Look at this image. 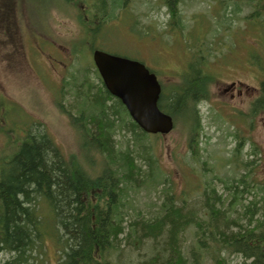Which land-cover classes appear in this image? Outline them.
<instances>
[{
	"label": "rangeland",
	"instance_id": "1",
	"mask_svg": "<svg viewBox=\"0 0 264 264\" xmlns=\"http://www.w3.org/2000/svg\"><path fill=\"white\" fill-rule=\"evenodd\" d=\"M77 1L80 4L0 0L8 6L0 23V169L29 132L46 131L66 157L82 158L81 134L69 115L79 110L76 106L68 109L80 91L95 94L102 86L92 48L144 63L156 73L167 96L192 66L207 73L213 80L208 97L198 106L200 128L192 139L191 123L183 118L175 121L169 135L148 136L144 145H135L125 131L115 136L123 150H132L140 165L150 156L157 159L152 172L162 177L132 193L129 202L134 210L128 208L120 245L110 261L148 263L159 253L153 247L156 243L146 239L143 246H135L125 240L130 222L136 220L133 213L140 210L146 218L157 215L169 194L185 212L193 210L199 216L207 199L202 183L214 179L222 193L225 184L221 180L239 177L246 163L253 162L255 182H264V106L252 112L264 98V0H182L176 8L181 18L177 25L163 0H116L101 12L94 5L97 0ZM257 10L260 14L250 17ZM101 13L115 16L97 27L95 17ZM252 191L242 204L264 196V192ZM236 209L242 212L243 206ZM235 210L230 214L233 218L238 216ZM48 223L52 226L51 218ZM59 235L65 240L62 232ZM57 236H45L41 252H28V257H34L29 264H62V240ZM180 239L186 264H192L195 238L189 230ZM11 256L0 251V263ZM209 257L204 264H212ZM224 257L228 264L249 262L237 254Z\"/></svg>",
	"mask_w": 264,
	"mask_h": 264
},
{
	"label": "trees",
	"instance_id": "2",
	"mask_svg": "<svg viewBox=\"0 0 264 264\" xmlns=\"http://www.w3.org/2000/svg\"><path fill=\"white\" fill-rule=\"evenodd\" d=\"M163 1L177 25L181 18L176 8L182 0ZM111 2L116 0H97L94 5L101 12ZM7 10L8 6L0 3V23L4 22ZM101 14L95 17L99 20L98 25L95 22L97 27L115 16ZM259 14V10L254 11L250 17ZM211 78L192 66L171 86L168 96L162 87L160 108L175 121L183 118L190 122L191 139L200 128L198 106L209 95ZM261 87L264 92V82ZM97 91L95 94L80 91L68 109L74 110L76 106L79 110L78 114L69 115L81 134L82 158L66 157L46 131H37L26 133L5 160L0 169V251L12 256L0 264H29V258L34 257H28L27 253L41 252L43 238L57 235L62 240V264H112L110 257L120 245L132 193L151 187L157 183L155 179L162 177L152 172L157 159L150 156L144 160L145 165H140L132 150H123L117 144L118 131L130 133L135 145H144L149 135L133 122L123 104L103 85ZM258 105L263 107L264 99L255 107ZM191 152L192 156L197 155ZM244 166L246 170L239 177L221 180L225 184L222 193L214 186V179L202 183L207 199L202 202L200 217L193 210L185 212L167 194L157 215L146 218L140 210L133 213L132 219L136 220H130V233L125 240L131 245L143 246L146 239L156 243L153 247L159 253L144 264H186L180 236L190 230L196 241L192 264H204L206 256H210L212 264H228L224 257L227 253L243 256L249 261L244 264H264V196L242 204V199L253 194L252 189L263 194L264 182L253 179V162ZM225 202L228 207H224ZM238 205L243 206L242 212L235 210ZM233 210L238 213L235 218L230 215Z\"/></svg>",
	"mask_w": 264,
	"mask_h": 264
},
{
	"label": "water",
	"instance_id": "3",
	"mask_svg": "<svg viewBox=\"0 0 264 264\" xmlns=\"http://www.w3.org/2000/svg\"><path fill=\"white\" fill-rule=\"evenodd\" d=\"M93 62L106 90L143 132L166 136L173 131V117L159 107L162 87L155 73L141 62L101 50L93 52Z\"/></svg>",
	"mask_w": 264,
	"mask_h": 264
}]
</instances>
